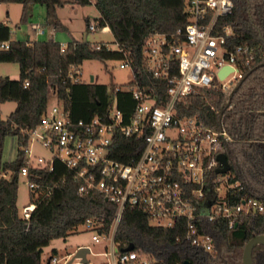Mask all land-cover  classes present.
Masks as SVG:
<instances>
[{"label": "built area", "instance_id": "2783aa9c", "mask_svg": "<svg viewBox=\"0 0 264 264\" xmlns=\"http://www.w3.org/2000/svg\"><path fill=\"white\" fill-rule=\"evenodd\" d=\"M233 11V0H186L183 28L169 35L157 32L145 36L142 52L155 86L143 84L128 52L116 44L125 54L124 64L133 68L135 79L126 88L108 89L106 109L88 120L74 119L59 98L57 86L49 83V101L39 123L21 130L26 143L14 136V159L18 155L23 159L20 177L34 195L19 212L20 217L28 221L39 198L50 195L54 186L65 181L64 175L52 184L36 181L44 173L54 172L56 164L72 174L78 195L96 191L116 205L107 234H100L93 220L82 224L93 233L94 242L111 240V250L98 253L106 256V264L154 263L152 256L140 250L118 249L114 236L126 209L144 212L152 226L179 229L177 239L193 249L196 259L216 250V236L207 230V223L232 228L242 216L264 215V200L235 197L234 191L241 192L245 186L234 179L231 169L216 172L222 166L217 156L232 140L228 132L184 111L192 97H208L217 90L229 96L259 58L250 45L230 47L234 29L221 25L220 20ZM97 27V22L88 25L91 31ZM33 29L36 35L51 32L52 38L55 31L39 23ZM9 43L0 41V50L9 48ZM65 47L61 43V49ZM224 68L231 70L221 77ZM72 71L78 75L70 72V78L82 82L80 69ZM120 92H126L124 100L132 101L127 111L119 105ZM123 138L133 141L125 144ZM114 155L131 158L122 161ZM10 177V171H0V179ZM61 260L58 254L50 255L47 264H84L80 259ZM86 264L104 263L87 260Z\"/></svg>", "mask_w": 264, "mask_h": 264}, {"label": "trees", "instance_id": "16d2710c", "mask_svg": "<svg viewBox=\"0 0 264 264\" xmlns=\"http://www.w3.org/2000/svg\"><path fill=\"white\" fill-rule=\"evenodd\" d=\"M22 4L21 22L28 23L33 5L46 9V25L55 29L62 26L57 9L62 0H0V3ZM186 0H95L99 27H108L114 42L128 52L143 84L155 86L146 71L142 40L152 33L172 34L187 23ZM234 11L220 20L230 25L234 36L230 47L250 45L259 52V58L247 69L264 62V0H233ZM72 3L87 5L90 0H73ZM90 21L87 20V25ZM0 41H9V48L0 50V62L19 65V78L0 76V102L13 101L15 109L6 119L0 118V171H10V178L0 179V264H42V253L53 239L66 238L87 220L97 223L98 232L107 234L114 221L116 205L106 201L99 192L77 194L78 184L72 174L56 164V170L46 172L36 181L54 183L62 175L65 181L58 183L50 195L41 196L28 221L22 219L17 207L20 155L12 161L2 160L3 142L7 136H18L26 143L21 130L35 127L47 108L48 84L56 85L59 98L74 119L88 120L107 107L108 88L105 85L74 82L69 73L90 59H124L119 49H111L105 43L69 41L64 50L55 40L20 41L11 39V28L0 23ZM99 46V47H98ZM75 76L77 71L73 72ZM152 80L154 82L150 83ZM26 83L28 85L26 86ZM164 89V85L162 86ZM126 92L119 93V105L127 111L132 101L124 100ZM229 99L221 91H213L208 97H192L184 108L190 115H198L207 125H221L232 140L224 145L223 152L231 166L235 180L245 188L235 192V197L264 196V66L253 70L233 94L230 105L220 119L219 111ZM133 140L123 138L125 144ZM136 155L133 153L131 155ZM122 161L131 157L114 155ZM30 200L33 193L30 192ZM207 230L214 231L216 250L203 253L198 259L193 249L177 239L181 232L176 227L152 226L147 215L140 210L126 209L117 227L114 241L120 251L129 244L134 249L152 256L153 264H243L245 243L264 234V215H245L232 228L227 224L207 223ZM57 254L54 249L51 255ZM254 264H264V247L253 249ZM201 261V262H200Z\"/></svg>", "mask_w": 264, "mask_h": 264}, {"label": "rangeland", "instance_id": "374dc122", "mask_svg": "<svg viewBox=\"0 0 264 264\" xmlns=\"http://www.w3.org/2000/svg\"><path fill=\"white\" fill-rule=\"evenodd\" d=\"M63 6L57 9L59 20L65 27H59L55 34V41L67 44L69 41H82L91 43H107L112 49H117L114 42V36L108 27H97L95 31L88 28L87 20L90 23L96 22L99 13L93 2L87 5L72 3V0H62ZM28 23L21 22L22 4L7 2L0 3V23H4L11 28V39L20 41L29 40L28 34L32 37H40V40L47 38V35H36L32 31V25L41 24L46 19V9L43 5H33ZM32 21V22H31ZM48 30L51 27L47 26ZM32 39V38H31ZM19 65L15 62H0V76H9L11 79L19 78ZM80 78L87 83L101 84L107 86L109 90L114 87L126 88L134 81L133 68L125 65L121 59H90L85 60L80 66ZM91 77L93 80L91 81ZM50 104L54 101L50 100ZM16 103L13 101L0 102V118L6 119L15 109ZM17 151V140L14 136H7L3 142L2 160L9 161L14 159ZM42 153H44L41 150ZM30 191L23 177H20L17 193V207L21 212L23 206L28 204L30 200ZM93 233L79 225L75 232L66 238L53 239L46 246L42 253V264H47V260L55 249L58 256L62 259L60 263H64L73 257L79 247L89 248L86 258L92 263L102 262L106 264V256L98 253L108 252L111 250L110 239H100L99 242L92 240ZM71 255V256H68ZM76 261V260H75Z\"/></svg>", "mask_w": 264, "mask_h": 264}, {"label": "water", "instance_id": "95a60500", "mask_svg": "<svg viewBox=\"0 0 264 264\" xmlns=\"http://www.w3.org/2000/svg\"><path fill=\"white\" fill-rule=\"evenodd\" d=\"M264 66V62L258 64L257 66H254L252 69H250L244 76L243 78L238 82V84H236V86L232 89V91L229 94V99L227 101V103L225 104V106L219 111V115H220V119L223 115L224 110L230 105V100L233 96V94L238 90V88L240 87V85L242 84V82L244 81V79L255 69H257L258 67ZM229 70H231L230 68H224L221 72V77H223ZM93 80V77H91V81ZM217 160L220 162V164L222 165L221 167L216 169L217 173H225L227 171L230 170L231 166L227 160L226 154L224 152H221L218 154L217 156ZM261 200H264V196L262 197H258ZM107 200V199H106ZM257 246H262L264 247V234H257L256 236H254L253 238H251L250 240H248L243 248V254H242V263L243 264H254L253 259H252V252L253 249ZM134 246L132 244H129L128 246L124 247L122 249L123 252L125 251H130L133 250ZM87 252H90L89 248H84V247H80L78 248V250L75 252V254L73 255V257L71 258V261L75 260V259H80L82 263L86 264L87 263V258H86V254ZM181 264H192L191 261L189 260H185L183 261Z\"/></svg>", "mask_w": 264, "mask_h": 264}, {"label": "crops", "instance_id": "0c3cea01", "mask_svg": "<svg viewBox=\"0 0 264 264\" xmlns=\"http://www.w3.org/2000/svg\"><path fill=\"white\" fill-rule=\"evenodd\" d=\"M71 2H73V0L71 1ZM90 2H95V0H90ZM32 10H33V8L31 9V12H32ZM31 16H33L32 14H31ZM32 22V21H31ZM60 22H61V20H60ZM42 25H44V26H46V28H47V25H46V21H44L43 23H41ZM61 24H62V26L61 27H65L64 26V24L61 22ZM32 27H33V25H32ZM48 29V28H47ZM32 31H33V33L34 34H36L35 33V31H34V29L32 28ZM56 32H57V30L55 29V31H54V35H53V38H52V36H51V32H49V33H47L46 35H47V38L46 39H44V40H55V34H56ZM28 37H29V40H33V41H35V40H40V37L38 36H36V37H32V35L31 34H28ZM32 38V39H31ZM9 161H11L12 159H8ZM80 248V247H79Z\"/></svg>", "mask_w": 264, "mask_h": 264}, {"label": "flooded vegetation", "instance_id": "af4514ba", "mask_svg": "<svg viewBox=\"0 0 264 264\" xmlns=\"http://www.w3.org/2000/svg\"><path fill=\"white\" fill-rule=\"evenodd\" d=\"M199 260V259H198ZM201 262V261H200Z\"/></svg>", "mask_w": 264, "mask_h": 264}]
</instances>
